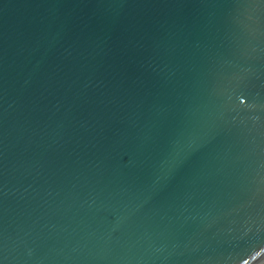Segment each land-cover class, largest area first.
I'll list each match as a JSON object with an SVG mask.
<instances>
[{"label": "water", "instance_id": "95a60500", "mask_svg": "<svg viewBox=\"0 0 264 264\" xmlns=\"http://www.w3.org/2000/svg\"><path fill=\"white\" fill-rule=\"evenodd\" d=\"M0 264H264V0H0Z\"/></svg>", "mask_w": 264, "mask_h": 264}]
</instances>
